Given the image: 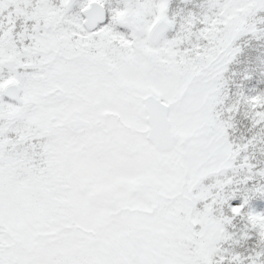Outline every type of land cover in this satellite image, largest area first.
<instances>
[{
  "label": "snow or ice",
  "instance_id": "snow-or-ice-1",
  "mask_svg": "<svg viewBox=\"0 0 264 264\" xmlns=\"http://www.w3.org/2000/svg\"><path fill=\"white\" fill-rule=\"evenodd\" d=\"M0 264H264V0H0Z\"/></svg>",
  "mask_w": 264,
  "mask_h": 264
}]
</instances>
